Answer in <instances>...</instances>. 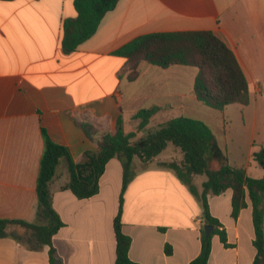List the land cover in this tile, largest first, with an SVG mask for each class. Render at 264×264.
I'll return each instance as SVG.
<instances>
[{
    "label": "crops",
    "instance_id": "1",
    "mask_svg": "<svg viewBox=\"0 0 264 264\" xmlns=\"http://www.w3.org/2000/svg\"><path fill=\"white\" fill-rule=\"evenodd\" d=\"M75 17L73 0H0L3 219H36L42 129L53 142L66 147L78 164L86 151L97 149L95 140L76 124L83 118L100 132L113 133L119 117L127 131H135L129 123L137 126L133 115L151 106L160 110L149 123L155 118L163 123L177 117L207 121V116H214L192 94L195 68L194 72L179 65L163 69L143 62L139 76L127 79V59L114 52L140 35L215 34L233 51L243 70L250 88V102L244 107L253 105L258 117L264 98V0H118L95 33L75 51L65 53L60 46L62 23ZM213 133L231 165L244 168L252 178L263 177L264 170L252 154L264 147V132H246L241 137ZM181 160L180 150L172 144L147 164L133 159L136 171L123 193L121 213L122 232L131 238L128 255L133 262L188 264L200 252L199 230L204 225L200 201L175 170L159 165L180 164ZM122 175L121 162L110 159L99 179L98 193L79 200L63 189L69 177L65 161H60L49 188L52 206L64 223L52 239L61 264H114L113 219ZM204 180L203 175L191 177L199 194ZM231 196L230 189L208 195L210 213L223 225L232 245L224 247L213 235L208 264L253 263L251 204L247 199V206L234 220ZM166 244L172 248L170 255L164 252ZM48 249L28 250L10 237L1 238L0 264H49Z\"/></svg>",
    "mask_w": 264,
    "mask_h": 264
},
{
    "label": "trees",
    "instance_id": "2",
    "mask_svg": "<svg viewBox=\"0 0 264 264\" xmlns=\"http://www.w3.org/2000/svg\"><path fill=\"white\" fill-rule=\"evenodd\" d=\"M9 1V0H2ZM118 0H73L76 17L64 19L60 46L63 52L70 53L90 38L108 11ZM127 59L129 81L139 76L140 63L168 68L187 66L197 70L192 94L203 106L223 111L229 105L246 106L250 102V88L233 51L210 31L154 32L140 35L114 52ZM160 110L157 106L139 109L133 119L138 121L135 131H127L121 117L117 119L113 133H102L86 119L76 122L90 140H95L97 149L86 151L81 163H74L68 149L53 142L42 129L44 142L39 163L36 184L37 212L34 222L9 220L0 217V239L10 237L28 250L38 251L48 246L49 264H61L56 255L52 239L64 226L63 221L52 206L49 184L57 166L64 160L68 172V182L63 189L79 200L95 196L99 191V179L105 165L117 158L122 165V188L119 206L113 219L115 238L114 264H138L130 260L128 252L131 238L122 232L123 193L132 180L136 168L133 159L138 158L147 164L159 155L168 144L178 148L182 154L180 164L160 163L162 167L175 170L192 194L198 197L202 207V223L212 226L211 234L206 237L200 227V252L188 264H208L211 253V238L219 237L224 247L227 242L223 225L211 215L208 195H220L227 189L232 191L231 217L236 220L240 211L251 204L255 257L252 264H264V175L252 178L242 167L230 164L227 156L219 147L212 129L203 121L188 117H177L165 121L153 131H147L150 118ZM141 132L137 139L136 133ZM252 159L264 170V147L253 152ZM203 175L202 191L199 194L191 185V177ZM20 227L22 235L11 231ZM166 255L172 253L169 244L164 246Z\"/></svg>",
    "mask_w": 264,
    "mask_h": 264
},
{
    "label": "rangeland",
    "instance_id": "3",
    "mask_svg": "<svg viewBox=\"0 0 264 264\" xmlns=\"http://www.w3.org/2000/svg\"><path fill=\"white\" fill-rule=\"evenodd\" d=\"M191 72H194L195 69L190 67ZM192 80V78H191ZM260 110L258 112L257 119L254 115V107L250 105L245 109L241 105H229L223 109V111L211 109L203 106V110H209L206 112H212L214 116H207V121L202 120L207 125H209L214 132H228L229 136H244L246 132H264V98L260 101ZM162 121H159L158 118L153 119L147 126V131H153L157 128L158 124ZM133 129L136 130V127L133 125L132 121L129 122ZM223 124V127L222 125ZM141 132H137L140 134ZM142 135V134H141ZM140 135V136H141ZM135 139H137L135 137ZM11 231L22 235L23 230L20 227H13Z\"/></svg>",
    "mask_w": 264,
    "mask_h": 264
},
{
    "label": "water",
    "instance_id": "4",
    "mask_svg": "<svg viewBox=\"0 0 264 264\" xmlns=\"http://www.w3.org/2000/svg\"><path fill=\"white\" fill-rule=\"evenodd\" d=\"M203 230H204L205 236L208 237L211 234L213 228L210 225H203Z\"/></svg>",
    "mask_w": 264,
    "mask_h": 264
}]
</instances>
